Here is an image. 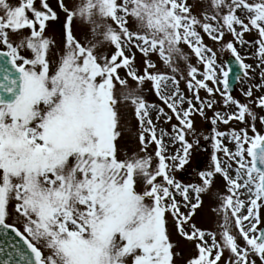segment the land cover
<instances>
[{"label": "snow or ice", "instance_id": "6c2138e0", "mask_svg": "<svg viewBox=\"0 0 264 264\" xmlns=\"http://www.w3.org/2000/svg\"><path fill=\"white\" fill-rule=\"evenodd\" d=\"M206 5L198 18L186 0H58L65 19L53 60L46 22L60 17L48 0H0V264H175V232L194 244L187 264H264V134L252 109L264 111V0ZM77 18L95 43L76 39ZM202 33L235 58L244 102ZM129 106L143 154L120 159ZM196 115L209 134H198ZM230 122L242 126L219 130ZM201 136L210 163L200 183H183L175 174ZM216 177L224 193L211 211L222 223L197 228Z\"/></svg>", "mask_w": 264, "mask_h": 264}, {"label": "rangeland", "instance_id": "374dc122", "mask_svg": "<svg viewBox=\"0 0 264 264\" xmlns=\"http://www.w3.org/2000/svg\"><path fill=\"white\" fill-rule=\"evenodd\" d=\"M11 3L15 4L17 0H10ZM51 6H54L56 8V12L60 16L62 22L64 19V14H62L59 9L57 8V4L55 0L48 1ZM187 4L191 8V12L193 15H196L198 18L202 16V13L204 12L206 8V0H186ZM65 3L68 5L69 8H72L76 5H79L81 3V0H65ZM37 7H39V0H37ZM61 29L58 28L55 25H48L45 36L54 40L55 46H54V53L55 55L52 57L53 60L59 59L60 54V48L62 40H60L61 37H59L62 32ZM74 35L77 40H79L82 44L87 45L89 41H92L95 43V40L93 39V36L90 31V25H87L86 23L82 22L79 18L76 19L74 26H73ZM204 43L210 47H212L214 50L217 51V63L225 66V70H227V66L225 64V60L227 58H233L235 59L231 53L227 50L221 52L219 51V45L213 42L206 34H203ZM246 39L251 40L252 38L247 36ZM59 39L60 41H57ZM97 39H102L100 37H97ZM226 39H230V37H226ZM183 48V51L189 55L190 60L189 62L192 63L194 66L199 67L196 64V57L194 53L191 52V50L185 46L181 45ZM239 48V46H237ZM102 51H111V48L104 44L102 45ZM243 54V53H242ZM142 57L139 53H137V64L140 63ZM151 59L157 63V66L159 68V71L162 73H168L170 72L169 69H167L166 66H164L162 63H160L157 59V56L153 55ZM247 63H253V60L246 59ZM55 67V64H53V68ZM180 67L182 70L186 71V65L181 62ZM243 76V74H242ZM241 76V77H242ZM258 81V76H257ZM256 81H253V83ZM129 84L132 85V82L129 81ZM134 86V85H132ZM249 86L248 83L244 82L242 79L241 81H238L237 84L233 87L232 95L240 100L241 102H244L245 98L242 96L240 89L241 88H247ZM117 87V94H119L120 88L119 85ZM184 84H181V88H184ZM145 93L146 98L150 102H155L159 104L160 102L156 99V97L151 94L148 91V86H145ZM201 97H205V93L201 91L200 93ZM260 95H264V92H257L256 97L258 98ZM219 98V97H218ZM253 111L257 114V121H256V127L258 131H260L262 134H264V126H262L259 122V117L264 116V111H262L260 108L255 107V105L252 106ZM167 110V109H166ZM231 111V110H229ZM209 117L212 116V112L209 111L207 113ZM197 132L203 133L205 135L210 133L211 130V124L209 121H204L199 115H196L194 117ZM173 123H176L175 120H173ZM121 136L122 139L118 142L119 147V158L124 159L125 156L131 157L134 154H143L141 153V145L139 143V134H140V127L139 124L134 117L132 113V109L129 106L128 108L122 107V120H121ZM242 125L239 124V122H230L229 126H225L223 124L218 125V128L220 131H227L229 127L233 128H239ZM168 127V126H165ZM189 141L192 140V137H188ZM152 151V147H149V152ZM211 158V142L210 141H204L203 137H200V144L199 146H194L192 150V160L190 161L189 165H186L182 171L176 172V178L178 180H181L183 183H200L199 177L197 175L198 171L200 170H206ZM224 193V184L223 181L220 179V177H216L215 182L211 185L210 189L204 193L201 194L202 199V207L198 208L194 214L193 217V223L197 228L204 229V230H212V229H218L219 224L222 223L220 218L216 216L214 213H212L211 209L215 207L218 204V197L219 195ZM172 241L174 244V251L175 253H178V255L174 256L175 264H187L188 260L191 259L196 255V250L193 243L188 242L184 237L179 235L178 232L173 233L172 235ZM259 264V262H258Z\"/></svg>", "mask_w": 264, "mask_h": 264}, {"label": "water", "instance_id": "95a60500", "mask_svg": "<svg viewBox=\"0 0 264 264\" xmlns=\"http://www.w3.org/2000/svg\"><path fill=\"white\" fill-rule=\"evenodd\" d=\"M227 63L229 64V67L231 69L229 73L230 85L233 86L237 82V80L235 79L237 74L241 75V73L239 72V68L235 62L228 60Z\"/></svg>", "mask_w": 264, "mask_h": 264}, {"label": "flooded vegetation", "instance_id": "af4514ba", "mask_svg": "<svg viewBox=\"0 0 264 264\" xmlns=\"http://www.w3.org/2000/svg\"><path fill=\"white\" fill-rule=\"evenodd\" d=\"M54 9V8H53ZM60 17V16H59ZM61 18L57 21V22H60Z\"/></svg>", "mask_w": 264, "mask_h": 264}]
</instances>
